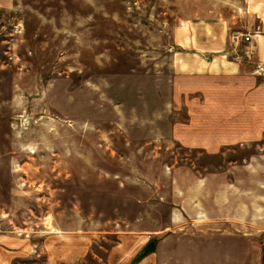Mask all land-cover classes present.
I'll return each instance as SVG.
<instances>
[{
    "label": "rangeland",
    "instance_id": "rangeland-1",
    "mask_svg": "<svg viewBox=\"0 0 264 264\" xmlns=\"http://www.w3.org/2000/svg\"><path fill=\"white\" fill-rule=\"evenodd\" d=\"M182 1L0 0V264H264V136L175 77Z\"/></svg>",
    "mask_w": 264,
    "mask_h": 264
},
{
    "label": "crops",
    "instance_id": "crops-1",
    "mask_svg": "<svg viewBox=\"0 0 264 264\" xmlns=\"http://www.w3.org/2000/svg\"><path fill=\"white\" fill-rule=\"evenodd\" d=\"M182 2L193 8L183 10L173 32L174 56L181 68L175 77L192 81V92L205 91L210 79L229 81L234 140H260L264 136V0ZM234 32L253 34L250 42L240 45L243 57L238 60L230 56Z\"/></svg>",
    "mask_w": 264,
    "mask_h": 264
},
{
    "label": "built area",
    "instance_id": "built-area-1",
    "mask_svg": "<svg viewBox=\"0 0 264 264\" xmlns=\"http://www.w3.org/2000/svg\"><path fill=\"white\" fill-rule=\"evenodd\" d=\"M253 38V34L243 33V32H234L231 33L230 41L233 45L232 51L230 52V56L233 60H238L243 57V54L240 53V45L245 42H250ZM245 55L249 56V52L246 51Z\"/></svg>",
    "mask_w": 264,
    "mask_h": 264
}]
</instances>
